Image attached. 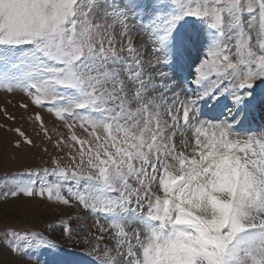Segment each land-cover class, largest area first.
Wrapping results in <instances>:
<instances>
[{"label":"snow or ice","instance_id":"snow-or-ice-1","mask_svg":"<svg viewBox=\"0 0 264 264\" xmlns=\"http://www.w3.org/2000/svg\"><path fill=\"white\" fill-rule=\"evenodd\" d=\"M0 90L56 150L0 203L68 210L6 264H264V0H0Z\"/></svg>","mask_w":264,"mask_h":264},{"label":"rangeland","instance_id":"rangeland-1","mask_svg":"<svg viewBox=\"0 0 264 264\" xmlns=\"http://www.w3.org/2000/svg\"><path fill=\"white\" fill-rule=\"evenodd\" d=\"M28 102L27 98L21 93L16 92L15 94L9 95L8 93L0 90V106L7 107L9 113L16 115L17 120L13 123L12 121H5L2 114H0V122H3L12 127L21 126L23 130L33 135L32 129L34 125L30 124L28 116L30 113H26L22 108L19 107L20 101ZM32 111H41L45 115V120L48 126H53L54 118L47 114L44 109H31ZM23 117V119H21ZM61 130L65 131V129ZM79 132V129H78ZM14 134L7 133L3 129H0V159L4 161L0 165V178L5 175V172L14 173L22 172L28 167L46 166L42 163L43 160L48 159V154L42 151L43 147H48L49 152L55 153V149L42 138H36L33 135V139L39 145L36 148H29L24 146L21 150L14 149L8 141L17 139ZM19 152V153H18ZM15 155L16 159L13 160L11 157ZM2 187V184H0ZM68 211L67 209L57 207L53 202H47L46 200H12L10 199L6 204L0 203V242L4 241L3 229L6 227H14L19 230H45L48 222L52 221L54 217L61 216L63 212ZM50 214L51 216H47ZM52 238L58 243H65L61 237L60 230L57 229L52 234ZM11 260V256H0V264H6L7 261Z\"/></svg>","mask_w":264,"mask_h":264},{"label":"bare ground","instance_id":"bare-ground-1","mask_svg":"<svg viewBox=\"0 0 264 264\" xmlns=\"http://www.w3.org/2000/svg\"><path fill=\"white\" fill-rule=\"evenodd\" d=\"M19 153V152H18ZM47 216H51L50 214H47Z\"/></svg>","mask_w":264,"mask_h":264}]
</instances>
